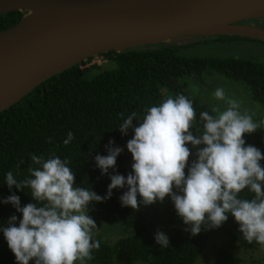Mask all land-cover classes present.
<instances>
[{
	"label": "trees",
	"instance_id": "16d2710c",
	"mask_svg": "<svg viewBox=\"0 0 264 264\" xmlns=\"http://www.w3.org/2000/svg\"><path fill=\"white\" fill-rule=\"evenodd\" d=\"M22 16L19 11L0 14V31L18 23ZM181 48L159 46L106 52L104 55L112 57L114 68L93 72L98 66H86L84 61L45 80L19 102L1 111L0 200L14 193L20 197L21 206L34 203L30 189L18 190L13 186L10 190L4 182L5 174L12 171L18 180H23L29 175L32 154L47 158L52 153L70 162L76 185L91 187L104 196L109 176L101 174L94 157L107 154L105 145L110 139L114 140V146L123 149L116 159L115 171L122 175L131 171L132 157L125 145L133 133L129 129L127 135H121L118 126L123 118L133 111L142 117L146 107L158 105L169 96L183 94L193 101L194 128H202L199 114L211 112L212 107L193 95L188 85L198 82L206 70H214L242 83L252 99L264 106V63L245 58L186 56L179 53ZM68 131L74 133V139L65 145L63 141ZM244 139L246 145H254L264 155V130L245 133ZM188 147L195 151L191 145ZM260 163L264 167V160ZM125 190L113 189L109 199L93 202L90 208L88 214L94 221L114 222L130 230L113 243L104 241L94 232V239L100 241L99 250L93 251L90 260L95 264H112L114 260L126 264H193L209 237L219 232L228 235V245L217 250L213 264H246L235 248L264 249L257 242L249 244L243 238L231 214L219 228L202 229L199 234L191 235L184 230L186 226L169 198L164 207L167 223L164 233L169 237L170 246L160 248L154 240L155 233L148 227L144 214L146 206L138 211L121 206L119 197ZM253 195L247 189L240 193L248 199ZM12 215L18 219L21 216L11 204L0 203V225L6 224ZM0 264H18L2 231Z\"/></svg>",
	"mask_w": 264,
	"mask_h": 264
},
{
	"label": "clouds",
	"instance_id": "9594fccd",
	"mask_svg": "<svg viewBox=\"0 0 264 264\" xmlns=\"http://www.w3.org/2000/svg\"><path fill=\"white\" fill-rule=\"evenodd\" d=\"M212 95L225 107L201 111L202 128H194L193 101L183 94L146 107L142 117L133 111L123 118L118 126L121 135L129 129L133 133L125 145L132 157L131 171L127 175L115 171L123 149L110 139L107 154L94 157L101 174L109 176L104 196L76 185L70 162L54 153L47 158L32 154L29 175L23 180L8 171L4 179L8 188H28L35 201L21 206L14 193L0 200L21 214L0 225L18 264H87L100 248V241L94 239L97 225L88 213L93 202L106 201L113 189H126L119 197L121 206L135 211L168 197L191 235L219 228L231 214L243 238L264 247V167L260 163L264 155L244 139L245 133L264 130V120L256 121L242 111L240 101L227 96L222 87ZM73 139L74 133L68 131L63 143ZM190 156L195 159L190 161ZM245 189L254 194L251 199L240 196ZM154 240L160 248L170 246L168 235L159 229Z\"/></svg>",
	"mask_w": 264,
	"mask_h": 264
},
{
	"label": "water",
	"instance_id": "95a60500",
	"mask_svg": "<svg viewBox=\"0 0 264 264\" xmlns=\"http://www.w3.org/2000/svg\"><path fill=\"white\" fill-rule=\"evenodd\" d=\"M0 112L50 77L109 51L217 39L264 43V0H0Z\"/></svg>",
	"mask_w": 264,
	"mask_h": 264
},
{
	"label": "rangeland",
	"instance_id": "374dc122",
	"mask_svg": "<svg viewBox=\"0 0 264 264\" xmlns=\"http://www.w3.org/2000/svg\"><path fill=\"white\" fill-rule=\"evenodd\" d=\"M180 54L186 56H215L245 58L256 62L264 63V43L249 39H217L199 41L197 43L182 46ZM104 55V54H103ZM87 65H96L98 68L93 72L112 69L115 64L111 56L104 55L102 58L91 57L86 61ZM222 87L227 96L237 99L241 103V110L253 115L254 120H264V106L254 101L248 88L242 83L232 81L214 70H206L202 73L198 82H189L190 92L200 98L211 107L217 106L221 109L225 107L224 102L213 97L216 88ZM164 201L146 206L145 217L151 232L157 229L164 232L167 228L166 214L164 212ZM97 228L94 232L99 234L104 241L109 243L130 233L122 225L114 222L95 221ZM228 245V235L219 232L209 237L200 255L193 264H213L217 250ZM246 264H264V249H234ZM87 264H95L88 261ZM112 264H126L125 262L114 260Z\"/></svg>",
	"mask_w": 264,
	"mask_h": 264
},
{
	"label": "flooded vegetation",
	"instance_id": "af4514ba",
	"mask_svg": "<svg viewBox=\"0 0 264 264\" xmlns=\"http://www.w3.org/2000/svg\"><path fill=\"white\" fill-rule=\"evenodd\" d=\"M240 23L246 24V25H252V26H264V19L257 18V19H247L244 21H241Z\"/></svg>",
	"mask_w": 264,
	"mask_h": 264
},
{
	"label": "built area",
	"instance_id": "2783aa9c",
	"mask_svg": "<svg viewBox=\"0 0 264 264\" xmlns=\"http://www.w3.org/2000/svg\"><path fill=\"white\" fill-rule=\"evenodd\" d=\"M103 56H104L103 54H99V55L95 56V58H97V57H98V58H99V57L102 58Z\"/></svg>",
	"mask_w": 264,
	"mask_h": 264
}]
</instances>
